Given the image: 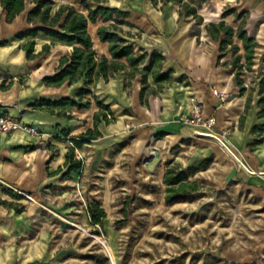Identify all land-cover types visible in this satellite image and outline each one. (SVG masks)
Wrapping results in <instances>:
<instances>
[{"label": "crops", "instance_id": "1", "mask_svg": "<svg viewBox=\"0 0 264 264\" xmlns=\"http://www.w3.org/2000/svg\"><path fill=\"white\" fill-rule=\"evenodd\" d=\"M184 1L196 8L197 14L203 18L202 22H197L191 15L179 18L181 3L176 1L164 4L160 0L157 4L150 0H116L113 4L108 3L110 0L107 2L106 6L129 12L126 19L131 26L122 25V28L130 33L136 30L141 34L139 38L129 37L135 53L140 49L148 54L152 51L159 52L164 57L160 72L169 69L172 72L168 79L155 82L151 72L144 71V66L149 61L146 57L138 65V70L147 74L149 83L142 95L140 74L137 73L129 82L128 68L117 71L108 80L99 78L92 87V93L101 102L109 105L115 119L108 124L100 122L97 128L101 136L84 145L108 140L114 136L116 129L113 125L116 124L115 121H119V117L124 118L122 121L144 125L146 131L156 136L153 140L156 149L168 143L183 146L194 139L214 140L200 135L202 131L182 121V117L189 115L191 111L188 97L194 96L201 105L202 115L216 118L215 135L228 145L248 169L255 172H246L231 155H224L225 162L217 177L218 182L238 177L247 187L257 189L264 196V174H260L264 172V133L259 136L252 130L254 125L264 123V118L257 114V82L264 75V0ZM103 2L101 4L104 5ZM62 3L75 6L74 2L70 1ZM31 6L32 0H26L25 11L11 23L5 21L0 7V40L7 41L6 44L0 45V114L34 125L41 135L39 138H32L22 130L0 133L1 226L4 220L18 226V218L26 213L24 205L15 203L23 197L17 198V194L9 190L5 183L35 196L65 179L62 175L67 169L65 154L72 145L70 139L93 128V115L98 110L93 99H90V106L84 109L73 106H42L37 109L33 106L41 98L57 100L63 96L73 97L80 83L71 86L64 83L55 87L46 86L43 82V77L55 72L60 56L69 52L72 46L42 34L34 38H16V33L29 27L25 14ZM226 9L234 12L223 16ZM220 20L232 26L234 30L244 21L243 28L257 42L252 69L244 71V83L249 84L245 90H241L235 82V71L230 64L231 52L218 61L219 43L205 29L209 22ZM100 24L103 22L98 17L96 22L88 23L87 30L96 54L110 58L108 43L101 42L97 36L96 31ZM29 40L35 42L34 53H39L44 45H49V50L33 59H27L22 47ZM233 40L239 47V53L243 55L242 41L237 37ZM241 62H244L243 58ZM215 91L224 93V99L222 100ZM116 109L122 110V113L116 114ZM57 112L70 115V118ZM64 130L68 131V135H64ZM255 140L260 142L254 144ZM214 142L222 148L216 140ZM81 148L75 149L78 151ZM154 153L155 150L146 160L147 164L154 162ZM203 158L205 159L198 164L186 165L178 161L168 163L161 172L162 183L164 184L166 169L172 166L186 171L189 181H197L193 176L214 163L205 156ZM206 160L208 163L202 167ZM189 167L198 169L191 173ZM27 196L33 199L31 195ZM15 208L22 210L17 212Z\"/></svg>", "mask_w": 264, "mask_h": 264}, {"label": "rangeland", "instance_id": "2", "mask_svg": "<svg viewBox=\"0 0 264 264\" xmlns=\"http://www.w3.org/2000/svg\"><path fill=\"white\" fill-rule=\"evenodd\" d=\"M65 1L80 8L55 5ZM118 119L114 136L74 149L80 170L36 197L23 191L33 199L17 194L26 213L18 226L0 225V264H264V196L238 177L218 182L224 149L211 139L156 149L144 125ZM204 156L214 163L193 176L199 192L166 203L164 167ZM91 202L104 210L100 224L90 221Z\"/></svg>", "mask_w": 264, "mask_h": 264}, {"label": "trees", "instance_id": "3", "mask_svg": "<svg viewBox=\"0 0 264 264\" xmlns=\"http://www.w3.org/2000/svg\"><path fill=\"white\" fill-rule=\"evenodd\" d=\"M96 4L91 7L88 0H79L80 8L62 3L55 5L56 0H32L31 8L25 14V21L29 25L24 31L15 34L16 38L36 37L38 34L51 37L65 44L71 45V50L61 55L55 72L51 75L43 77L46 86L60 87L64 83L68 86L80 83V86L74 93L73 97L63 96L57 100H47L44 98L36 101L33 106L41 109L42 106L63 107L73 106L77 109H84L90 106V99L94 100L98 110L93 115V128H89L84 132L70 139L72 145L65 154L67 166L63 177L69 176L71 171H77L82 167V161L74 157V149L81 148L84 144L90 143L92 140L101 136L97 126L100 122L111 123L114 121V115L108 104L101 102L93 93L92 87L99 78L108 80L110 76L120 70L129 69V82L138 73L141 76V95L149 86L147 74L151 72L155 82H161L169 78L171 69L166 72H160L164 57L157 51L151 53L140 49L135 53L133 44L129 41L130 32L127 31L123 35L122 25L131 26L127 21L129 12L116 7L101 4L103 0H92ZM153 4H157L159 0H150ZM164 3L176 1L181 3L179 10V18L191 15L197 22H202L203 18L197 14L196 8L184 0H160ZM0 7L4 13V19L7 23H11L19 14L26 9V0H0ZM234 12L226 9L223 16ZM98 17L101 18L103 24L97 28V36L101 42L108 43V51L110 58L105 55L98 56L93 48L91 36L87 30L89 22H96ZM240 17V15H237ZM108 22V23H105ZM244 21L240 23L238 28L234 30L232 26L226 24L223 20L218 22H209L205 25V29L210 36L219 43L218 61L226 56L228 52L232 53L230 64L234 69L235 82L240 86L241 90H245L244 71H250L254 64L255 48L257 42L250 37L243 28ZM237 37L242 41L244 53H239V47L234 43L233 38ZM6 40H0V45L6 44ZM34 40H29L23 45L27 59H33L43 52L49 50V45H44L39 53H34ZM148 57L149 61L144 66L145 72L138 70V65ZM244 59L242 63L241 60ZM264 61V56L262 57ZM259 100H258V116L264 118V75L258 80ZM86 100V101H85ZM53 113V111H50ZM57 114L65 115V113L57 112ZM70 118V115H65ZM253 132L260 136L264 133V123L254 125ZM64 135H68V131H63ZM260 140H255L254 144ZM208 163L206 160L202 167ZM198 168L189 167V172L193 173ZM167 186L165 191V202L173 203L180 200H189L194 193L199 190L196 180H188V174L184 170H178V166H172L166 169L163 179ZM21 198V195H17ZM17 212H21L22 208H15ZM90 221L93 224H100L104 216V210L99 204L91 202L87 208Z\"/></svg>", "mask_w": 264, "mask_h": 264}, {"label": "built area", "instance_id": "4", "mask_svg": "<svg viewBox=\"0 0 264 264\" xmlns=\"http://www.w3.org/2000/svg\"><path fill=\"white\" fill-rule=\"evenodd\" d=\"M244 86L248 87L249 84L244 83ZM215 93H217L222 100L224 99V93L221 91H215ZM188 101L191 105V111L189 115L182 117V121L185 124L196 128L198 131L200 130L202 132L215 134L214 128L216 126V118L214 116L204 117L201 113V105L194 96H189ZM16 130L25 131L32 138L41 137L37 127L34 125L23 123L9 115L0 114V133H11ZM5 186L16 194L27 196L23 191L9 183H5Z\"/></svg>", "mask_w": 264, "mask_h": 264}, {"label": "water", "instance_id": "5", "mask_svg": "<svg viewBox=\"0 0 264 264\" xmlns=\"http://www.w3.org/2000/svg\"><path fill=\"white\" fill-rule=\"evenodd\" d=\"M202 136L212 138L216 140L229 155L248 173L254 174V171H251L250 169L247 168V166L239 159V157L228 147V145L217 135L212 134V133H206V132H200L199 133ZM260 174H264V172H260Z\"/></svg>", "mask_w": 264, "mask_h": 264}, {"label": "bare ground", "instance_id": "6", "mask_svg": "<svg viewBox=\"0 0 264 264\" xmlns=\"http://www.w3.org/2000/svg\"><path fill=\"white\" fill-rule=\"evenodd\" d=\"M152 152H153V150H152ZM152 152H151V153H152Z\"/></svg>", "mask_w": 264, "mask_h": 264}]
</instances>
